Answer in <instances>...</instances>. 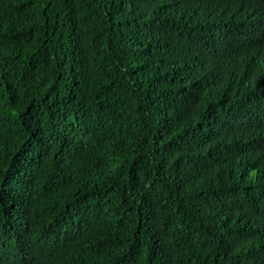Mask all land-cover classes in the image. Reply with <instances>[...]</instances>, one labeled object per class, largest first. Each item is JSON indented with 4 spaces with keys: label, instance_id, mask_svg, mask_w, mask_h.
Wrapping results in <instances>:
<instances>
[{
    "label": "trees",
    "instance_id": "1",
    "mask_svg": "<svg viewBox=\"0 0 264 264\" xmlns=\"http://www.w3.org/2000/svg\"><path fill=\"white\" fill-rule=\"evenodd\" d=\"M0 264H264V0H0Z\"/></svg>",
    "mask_w": 264,
    "mask_h": 264
}]
</instances>
